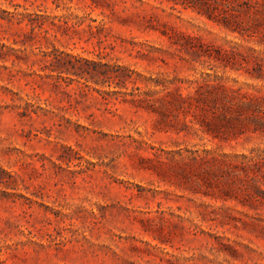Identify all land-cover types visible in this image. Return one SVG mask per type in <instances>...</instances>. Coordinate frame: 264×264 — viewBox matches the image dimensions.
Segmentation results:
<instances>
[{"label": "rangeland", "instance_id": "1", "mask_svg": "<svg viewBox=\"0 0 264 264\" xmlns=\"http://www.w3.org/2000/svg\"><path fill=\"white\" fill-rule=\"evenodd\" d=\"M0 264H264V0H0Z\"/></svg>", "mask_w": 264, "mask_h": 264}, {"label": "trees", "instance_id": "2", "mask_svg": "<svg viewBox=\"0 0 264 264\" xmlns=\"http://www.w3.org/2000/svg\"><path fill=\"white\" fill-rule=\"evenodd\" d=\"M64 71L75 76L83 77L84 73H87L92 76V70L97 67V64L85 59H78L75 57L66 59Z\"/></svg>", "mask_w": 264, "mask_h": 264}]
</instances>
